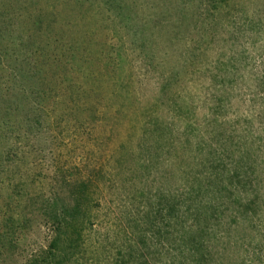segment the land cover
<instances>
[{"label":"rangeland","instance_id":"obj_1","mask_svg":"<svg viewBox=\"0 0 264 264\" xmlns=\"http://www.w3.org/2000/svg\"><path fill=\"white\" fill-rule=\"evenodd\" d=\"M253 248L264 261V0H0V264Z\"/></svg>","mask_w":264,"mask_h":264},{"label":"trees","instance_id":"obj_2","mask_svg":"<svg viewBox=\"0 0 264 264\" xmlns=\"http://www.w3.org/2000/svg\"><path fill=\"white\" fill-rule=\"evenodd\" d=\"M208 228H209V226H208ZM199 230H203V229H199V227H196V226H191L190 227V230L188 232L189 233L191 232L193 234H196ZM228 234H229V232H228ZM224 237H228L229 241H226V242H228V244H231V245L235 244V246L236 245L237 246L239 245V242L240 241H238V243L237 242L233 243L232 233L229 234V235H226ZM228 244L226 243V246H230ZM54 246L58 247L57 242L54 243ZM203 247H205V243L202 244V248ZM209 253H213L214 254V249H213V251L211 249V251ZM237 264H264V261L261 259V253H260V251L258 249H254L253 250V254H250L248 256H242V259L240 261L238 260Z\"/></svg>","mask_w":264,"mask_h":264}]
</instances>
